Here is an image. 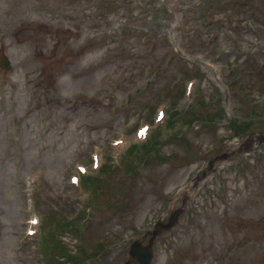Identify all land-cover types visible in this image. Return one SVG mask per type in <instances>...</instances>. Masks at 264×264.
Segmentation results:
<instances>
[{"label": "rangeland", "instance_id": "374dc122", "mask_svg": "<svg viewBox=\"0 0 264 264\" xmlns=\"http://www.w3.org/2000/svg\"><path fill=\"white\" fill-rule=\"evenodd\" d=\"M197 1L0 0V264H51L52 233L124 264L177 209L151 264H264V0ZM177 73L198 121L172 126L144 104Z\"/></svg>", "mask_w": 264, "mask_h": 264}, {"label": "water", "instance_id": "95a60500", "mask_svg": "<svg viewBox=\"0 0 264 264\" xmlns=\"http://www.w3.org/2000/svg\"><path fill=\"white\" fill-rule=\"evenodd\" d=\"M5 63L6 62H5L4 59H2L0 61V64H2L4 69L7 68ZM203 176H204V173H202V177ZM176 218H177V216L173 214L172 216H170V218L168 220V223L166 225L158 223L156 225V229L153 230L150 234L152 236H155L162 229L163 230H166V229L168 230L169 228H171L175 224ZM152 243H153V238L149 240L148 246H144V247L140 246V244L137 241L133 242L131 247H130L129 255L132 258H135L139 262V264H150L152 256H153V253H152V250H151Z\"/></svg>", "mask_w": 264, "mask_h": 264}, {"label": "trees", "instance_id": "16d2710c", "mask_svg": "<svg viewBox=\"0 0 264 264\" xmlns=\"http://www.w3.org/2000/svg\"><path fill=\"white\" fill-rule=\"evenodd\" d=\"M238 1V0H237ZM232 4H235L236 1H231ZM239 125V124H238ZM237 128H241V125H239ZM233 130V129H232ZM234 134L238 135L239 133L236 131V130H233ZM144 150L147 151L148 148L147 147H144Z\"/></svg>", "mask_w": 264, "mask_h": 264}]
</instances>
